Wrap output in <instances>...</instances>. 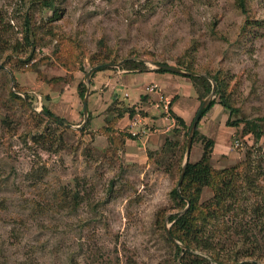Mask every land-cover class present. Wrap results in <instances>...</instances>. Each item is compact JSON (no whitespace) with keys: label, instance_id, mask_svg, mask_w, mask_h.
I'll use <instances>...</instances> for the list:
<instances>
[{"label":"rangeland","instance_id":"374dc122","mask_svg":"<svg viewBox=\"0 0 264 264\" xmlns=\"http://www.w3.org/2000/svg\"><path fill=\"white\" fill-rule=\"evenodd\" d=\"M52 1L55 12L44 0H0V264H217L210 254L225 264H264V201L253 190L239 188L247 197L234 209L242 224L223 234L217 229L211 248L177 252L182 243L167 235L169 215L180 211L171 190L185 158V129L171 130L145 157L126 143L124 130L106 133L91 119L74 127L83 115L65 118L72 125L66 127L41 112L45 106L60 113L59 95L71 96L100 63L133 58L148 68L154 62L189 67L214 84L211 75H219L236 109L216 103L207 111L206 128L229 133L210 165H236L250 148L255 159L263 157L264 0H246L244 12L236 0ZM142 82L138 76L129 83L131 100ZM228 117L241 122L225 128ZM246 120L262 130L257 142L242 131ZM204 138L210 136L197 127L190 162L200 158ZM256 182L264 191L263 178ZM76 191L82 199L73 206ZM212 194L204 187L200 201ZM256 204L262 208L257 218Z\"/></svg>","mask_w":264,"mask_h":264},{"label":"trees","instance_id":"16d2710c","mask_svg":"<svg viewBox=\"0 0 264 264\" xmlns=\"http://www.w3.org/2000/svg\"><path fill=\"white\" fill-rule=\"evenodd\" d=\"M236 3L240 10L244 12L246 10V0H236ZM44 5L46 7L53 8V12H55L56 8L53 6L52 0H44ZM25 39H28V31H25ZM107 64V63H100ZM122 68L127 70H138V71H146L149 68L142 60L136 59H128L122 64ZM106 69H114V67L110 66H102L99 67L91 74L90 83L92 81V77L96 72ZM155 71L159 72H171L163 68H154ZM184 70L188 73H195L189 67L184 68ZM174 73V72H173ZM183 76L190 78L192 82V86L194 87L197 98L199 100V105L201 101L211 92L212 83L211 81L204 75L200 74H185L181 73ZM211 78L214 80V94L218 96V100L213 98L211 101L204 107L201 111L198 121L196 122V127L194 129L192 141L195 140V136L197 135V127L199 125L200 119L205 115V113L216 103H220L224 108L229 109L230 112L236 111L234 109L228 99L225 97L224 91V83L222 79H220L219 75L214 74L211 75ZM86 90V84L83 81H80L78 84V92L80 97L83 98V95ZM12 97L17 99H23L24 101L26 97H20L18 94L14 93L12 90L10 91ZM42 113L49 114V118L53 119V117L57 118L61 123H68L65 118L59 117L51 112L47 107L42 106ZM131 113L134 112L131 109ZM173 114V113H172ZM171 115V110H170ZM48 116V115H47ZM178 127H175L173 130H177L178 128L185 129L184 134L188 133V129L190 125H185L184 121L177 116H174ZM88 120H90V114L88 113ZM57 122V121H56ZM241 121L239 119L230 120L227 118L225 124L227 126H238ZM58 123V122H57ZM60 124V123H59ZM61 125V124H60ZM113 129L110 126L103 127L102 131L108 133ZM180 130V129H179ZM244 133H252L254 137V141L260 139L262 135V130L259 125L253 121H245L244 127L242 129ZM112 136V135H111ZM126 136V135H125ZM128 137L133 138L132 135H128ZM113 138V137H111ZM114 139V138H113ZM204 145L202 148V153L200 158L195 162L187 161L182 181L180 183L179 188L174 187L171 192L174 197L177 199L180 205V211L170 214L168 220L171 221V225L168 229L170 236L174 239H177L184 246L183 248L179 245L175 244V248L177 252L183 251L185 253L192 254L197 248L202 247H210L212 245V241L209 240L211 235L215 234V231L220 230V233H225L224 230L227 228H234L235 231L237 227L240 226L238 224H242V220L237 218V215L240 213H236L234 209L239 206V201L243 200L245 197V193L240 194L239 188H244V192L247 190H253L258 192L261 195L264 201V191H262V186L256 182V180L263 178L264 180V166L262 163V155L260 153L256 154V159L252 153V149H248L245 159L243 162H240L236 165H232L230 167H224L221 169H214L209 162L210 155L212 152V147L214 141L211 138H204ZM167 144H171L168 142ZM176 144V143H174ZM256 151V148H255ZM264 155V154H263ZM254 162L256 163L254 167ZM181 169V168H180ZM179 169V171H180ZM254 171L259 176L251 178V173ZM204 187H209L212 189V196L205 202L200 201V196L202 194V189ZM73 206H77L79 204V199H82V196L79 195L78 191L72 195ZM187 202H189L188 206ZM261 207L256 205L252 206L253 216L257 218L261 212ZM246 211V210H245ZM246 216L247 214H241ZM229 217L231 224H227L225 218ZM251 218L250 215H248ZM216 229V230H215ZM218 229V230H217ZM208 233V238L202 236L204 233ZM233 232V231H232ZM245 233L244 229L242 231ZM170 238V237H169ZM211 248V247H210ZM219 254L212 255L211 258L217 264H225V259H222ZM204 259V258H203ZM200 261H195L191 264H199ZM181 264V263H180ZM183 264V263H182ZM232 264H256L254 262L232 260Z\"/></svg>","mask_w":264,"mask_h":264},{"label":"crops","instance_id":"0c3cea01","mask_svg":"<svg viewBox=\"0 0 264 264\" xmlns=\"http://www.w3.org/2000/svg\"><path fill=\"white\" fill-rule=\"evenodd\" d=\"M138 76H141L143 82L140 86L132 85L138 95L134 100H131L128 92L129 83L136 81ZM131 77H133L132 80ZM79 82L74 85L71 96L67 94V90L59 95V100L56 101H59L60 113L56 112L55 115L66 118L68 121L69 119L77 121L80 115H83V103L81 104L82 101H79ZM149 84L157 85L163 93L170 97L171 116L167 117L162 112L156 93L145 91V87ZM87 102L92 126L100 124L101 127L110 126L116 130L115 133L121 130L130 133L133 138H127L126 143L133 142L139 149V154L145 157H147L146 151H155L161 148L170 131L178 127L174 116L180 117L185 125H190L199 106L197 93L190 78L180 73L155 71L154 68H149L146 71L118 68L96 72L90 83V94ZM93 113L95 114L94 118H91ZM135 118H140V121L136 125L130 126L129 122ZM210 118L209 112L205 113L199 121L201 126L198 125V129L201 128L203 134H207L214 141L211 152V155L214 156L215 151L219 152L224 148L223 144L229 133H227L228 129L224 131L225 133L218 131V125H212L207 129L206 125H209ZM214 127L216 130H211ZM205 128L206 132L204 131ZM197 160L198 158H195V161Z\"/></svg>","mask_w":264,"mask_h":264},{"label":"water","instance_id":"95a60500","mask_svg":"<svg viewBox=\"0 0 264 264\" xmlns=\"http://www.w3.org/2000/svg\"><path fill=\"white\" fill-rule=\"evenodd\" d=\"M129 58H125L117 63H107V64H98V65H94L92 67L89 68V70L86 72V75H85V84H86V90H85V93L83 95V98H82V103H83V121L80 125H75L74 127L76 128H80L81 125H83L87 119H88V109H87V99H88V95H89V91H90V77H91V74L97 70L99 67H102V66H110V67H119L121 66L126 60H128ZM142 60V59H140ZM153 64V68H163V69H166L168 71H171V72H175V73H187V74H198V73H188L186 71H183L181 70L180 68L178 67H175V66H172V65H167V64H164V63H157V62H154L152 63ZM200 75V74H198ZM213 89H214V83L212 81V90L211 92L201 101L200 105L198 106L197 110H196V113L191 121V124L189 126V129H188V136H187V140H186V151H185V158H184V161H183V164H182V167H181V170H180V174H179V178H178V181H177V188H179L180 186V183L182 181V178H183V174H184V168H185V165L189 159V154H190V149H191V143H192V137H193V133H194V129L196 127V122L198 121V118H199V115L201 113V111L204 109V107H206V105L211 101V99L213 98ZM48 117H49V114H47ZM53 119L55 121H57L58 123H60L61 125H64L66 127H71L72 125L69 124V123H61L57 118L53 117ZM189 202H187V205L188 206ZM167 235L170 237V239H172L173 241H176L174 238H172L170 236V233L167 229ZM177 242V241H176ZM180 246L183 248L184 246L182 244H180Z\"/></svg>","mask_w":264,"mask_h":264},{"label":"built area","instance_id":"2783aa9c","mask_svg":"<svg viewBox=\"0 0 264 264\" xmlns=\"http://www.w3.org/2000/svg\"><path fill=\"white\" fill-rule=\"evenodd\" d=\"M145 91L147 93H156L158 96V102H159V106L162 110V112L164 113V115H166L167 117L171 116L170 115V102L171 99L170 97H168L167 95H165L159 88L157 85L155 84H149L145 87ZM140 121V118H135L133 120H131L129 122L130 126L136 125L138 122Z\"/></svg>","mask_w":264,"mask_h":264}]
</instances>
